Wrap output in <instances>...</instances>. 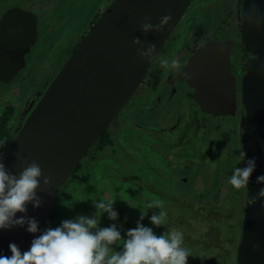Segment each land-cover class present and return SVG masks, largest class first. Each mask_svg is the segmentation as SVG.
I'll return each instance as SVG.
<instances>
[{"label": "water", "instance_id": "95a60500", "mask_svg": "<svg viewBox=\"0 0 264 264\" xmlns=\"http://www.w3.org/2000/svg\"><path fill=\"white\" fill-rule=\"evenodd\" d=\"M192 2L113 0L103 9L17 135L8 141L4 152L6 171L18 177L35 161L42 175L35 189L39 206L28 202L26 211L13 217H22L24 227L0 231V254L11 255L10 242L16 243L21 252L26 251L32 239L46 230L61 189L131 100ZM164 15L172 19L161 32L141 30L145 17L157 24ZM240 17L242 45L256 56L246 65L242 81L241 147L247 153L245 161L256 158V170L245 188L236 264H264V207L260 199L251 201L264 188V182L256 180L264 175V0H243ZM38 35V17L33 11L15 6L4 12L0 18V83L12 82L26 67V56L34 51ZM135 37L142 45H157L151 63L137 56L138 46L132 43ZM235 46L233 40L211 41L190 55L179 73L180 80L194 89L192 98L204 112L236 115V78L230 64ZM185 72L189 75H183ZM45 176L49 178L47 184ZM29 219L38 222L36 233L25 231Z\"/></svg>", "mask_w": 264, "mask_h": 264}, {"label": "rangeland", "instance_id": "374dc122", "mask_svg": "<svg viewBox=\"0 0 264 264\" xmlns=\"http://www.w3.org/2000/svg\"><path fill=\"white\" fill-rule=\"evenodd\" d=\"M41 1L42 6L30 7L26 4L27 0H0V17L9 7L17 6L33 11L39 18L38 41L32 55L28 57L29 65L15 79L21 77L18 81L21 83V90L17 96L20 101L39 93L44 83H50L62 57L71 55L76 44L77 31L89 23L98 8L106 2V0ZM242 1L194 0L168 41L173 36L180 35V30L186 28V31H181L186 35L184 40H187L191 47L200 46L214 34L218 23L227 26L228 21L234 22L233 16L227 20L226 16L231 10L238 12ZM182 23L185 26L179 28ZM147 77L148 75L130 102L119 113L117 120L108 128L113 143L103 151L97 152L96 159H88L81 173L74 177L66 189L62 188L60 196L64 194V197L57 204L59 210L57 227L65 220L74 221L79 216L89 217L88 210H90L95 214L100 225L90 231L106 228V223L111 221L118 230H121L122 238L126 235V227L122 224L120 215H123L126 222L135 228L140 216L139 206L149 199L157 200L148 192L151 182L161 188H174L178 183L176 190L178 189L179 192H183L184 187H190L191 180L195 176H197L195 189L198 190L204 188V185L206 187H212V184L223 185L224 180L228 183L232 174L230 171L234 169V162L239 157L235 151L236 141L229 133L233 125L232 120H220L203 114L185 102L179 110L177 101L173 100L167 110L169 116L167 125L174 122L178 115L182 116V123H193L194 119L197 124L199 123L197 129L189 133V141L184 140V143L175 141L177 134L171 132L163 134L143 132L136 124L150 127L152 123L149 121L157 116L156 108L144 112L138 110L142 105L156 107L153 95L148 93L151 89ZM12 86L13 84L8 85V88ZM183 177L187 178V181L184 180L186 184H180ZM126 180L137 181L142 188L129 190V187H126ZM144 182L145 184L142 185ZM230 188L229 184L222 186L219 194L221 196L230 194ZM107 198L114 199L113 208L120 213L114 221L108 218L106 212H99L95 207V202ZM202 200L196 196L193 202L199 205ZM159 201L164 211L163 207L166 203ZM160 212L159 207L149 208L147 216L140 223L152 228L154 225L149 217ZM237 238L239 241L240 235ZM116 245L122 249V242H116ZM232 258V264H236L235 252Z\"/></svg>", "mask_w": 264, "mask_h": 264}, {"label": "clouds", "instance_id": "9594fccd", "mask_svg": "<svg viewBox=\"0 0 264 264\" xmlns=\"http://www.w3.org/2000/svg\"><path fill=\"white\" fill-rule=\"evenodd\" d=\"M140 25L143 32H161L169 24L171 15H164L159 23L148 22ZM137 45L136 54L142 62L151 63L156 57L157 45L149 42L142 45L140 39L135 37L132 41ZM159 64L167 71L178 70L176 59L160 58ZM188 76V73H183ZM3 148V145H0ZM4 152L0 151V231H8L14 228L24 227V219L15 217L17 212H25V205L34 201V207L39 206L35 189L38 187V178L42 175L40 165L32 161L25 167L19 176L11 175L5 169ZM247 153L242 149L239 152V161L245 162L243 167H235L228 180L235 190L248 188L249 178L256 170V158L250 157L245 161ZM257 182H264V175L256 178ZM47 184L49 178L45 176ZM261 200L264 207V188H261L256 196L251 197L252 203ZM113 198L101 199L95 202L99 212H106L108 218L116 220L118 212L114 210ZM159 207L161 212L149 217L154 226L166 224V213L162 209L159 200L149 199L139 206L140 216L135 228L126 231V237L122 240L121 232L113 224L106 228H100L93 232L90 229L97 227V219L79 216L76 220H65L55 229H47L39 236H35L28 249L21 252L19 246L10 242L8 251L11 255L0 254V264H187L189 256L184 243L183 232L169 229L166 234L157 236L153 229L140 223L149 208ZM126 219V218H125ZM25 231L36 233L38 222L35 219L27 221ZM116 242H122L120 251H111L109 246ZM257 245H253L255 249Z\"/></svg>", "mask_w": 264, "mask_h": 264}, {"label": "flooded vegetation", "instance_id": "af4514ba", "mask_svg": "<svg viewBox=\"0 0 264 264\" xmlns=\"http://www.w3.org/2000/svg\"><path fill=\"white\" fill-rule=\"evenodd\" d=\"M112 1L113 0H106V2L102 6H100L98 8V11L92 16L89 23H86L81 28L80 31H77V33L75 35L76 36L75 37L76 38V44L74 46V49L72 50V53L79 46V44L81 43V41L83 40L84 36L89 31V29L92 27V25L100 17L103 9L105 7H107L109 5V3ZM192 3H191V5H192ZM27 6H28V4H27ZM41 6H42V4H41ZM239 6H240V9L238 12H236L237 10H235V12L233 10H231L226 16V20H227V18H231L233 16V18L235 19L234 22L232 21V23H231V21L230 22L228 21L229 25H227V26L219 25V23H218L216 29L213 32L214 34L211 35L209 38H207L200 46L194 45L193 47H191L190 44H188L187 40H184L186 35H183L181 31H186L187 30L186 28H184V30H180V35L173 36L172 39L170 41H168L170 36L172 34H174V31L177 28V27H175V29L173 30V32L169 36L168 40L166 41V43H168V42L169 43L168 44L165 43L163 48L159 51L153 65H152V68L150 69L152 71L151 75L147 77L148 82H149V86L151 89L148 91V93L150 95H153L156 107H148L146 105H142L141 107L138 108V110L140 112H144V111L149 110V109L153 110L156 108L157 116L154 117V119H152V121H149V123H152V126H150V127H147V125L143 126L140 123L136 124L137 126H139L140 130H143V132H145V133L146 132H148V133L156 132L158 134H163L164 132H171L172 134L176 133L177 136L175 138V141H179L180 143H184V140L189 141V138H188L189 133L192 130H194L195 128L197 129L198 124H199V123L197 124L196 119H194L193 123H187L186 124L185 122L182 123L183 122L182 116L178 115L174 122L167 125V121H168V117H169L167 115V110L170 107V105L172 104V101L173 100L177 101L179 110L181 109V105H183V103L185 102V103L190 104V106L195 108V110H197L198 112H202L203 114H206V115H209L212 117H216L217 119H220V120L231 119L233 125L230 128L229 133L234 137V139L236 141V148L237 149L235 151H236V154L239 155V152L242 150L241 133L243 131V128L240 126V122H241L240 117H241V114L243 112L242 92H241L242 81H243L244 75L246 74V65L248 63H250L256 57L255 54H253L249 50L248 47H244L242 45V42L240 39V31H241L240 13H241V9H242V3H240ZM9 8H11V7H9ZM25 10H29V9H25ZM235 13H236V15H235ZM181 20H180V22H181ZM183 26H185L184 23H182L179 28H183ZM224 27L226 30L224 29ZM38 29H39V18H38ZM38 34H39V31H38ZM206 34H210V33H206ZM214 40H221V41L233 40L234 42H236V46L232 49L231 54H230L231 73L236 78V87H237V111H236L235 116H215V115H212L210 113L204 112L200 108V106L196 103V101L192 98V95L194 93V89L190 85L185 83L184 81H181L179 78V73H180L181 69L183 68L184 64L186 63L187 58L190 55L197 52L198 50H200L206 44H208L209 42L214 41ZM32 53L28 54L26 56V62H27L26 66L29 65L28 57L30 55H32ZM68 57H62L60 65L56 70V74L53 76L50 83L49 82L44 83L43 87L39 89V93L33 94L32 97H30L27 100L20 101L19 98L17 97L18 92L20 93V90H21V83H18V81L20 80L21 77L17 80H15L16 79L15 78L14 80L16 82L13 80L12 82H9V83H0V93H2V95H0V118L4 112H10V114H11L10 117L8 118L9 126L11 128V133H12L9 140L12 139L14 136H16L17 133L19 132V130L22 128L27 117L33 111V109L37 106V104H38L40 98L42 97V95L44 94L45 90L51 84V82L53 81V79L55 78V76L57 75V73L59 72V70L61 69V67L63 66L64 62L66 61V59ZM234 57H236V58L234 59ZM160 58L176 59L178 61V65H179L178 70H175V71L165 70L159 64ZM237 64H238V67H237ZM149 73H150V71H149ZM157 79H158V81H157ZM156 81L158 82L157 85H156ZM11 84H13L12 88H8V85L10 86ZM135 94H136V92H135ZM126 105H125V107H126ZM131 106L135 107V105H131ZM139 111H137V112L139 113ZM162 117H163V119H162ZM195 125H197V126L195 127ZM8 141H7V144H8ZM7 144H6V148H7ZM92 148H91V150H92ZM5 151H6V149H5ZM97 152H99V151H97ZM238 159H239V157L234 162L235 167L243 166L245 164V162L238 163ZM189 164H191V163H189ZM232 171L233 170H231L230 172L232 173ZM181 180H182V182H184V184L187 183L184 181V180L187 181V178L183 177V178H181ZM230 187L232 188L231 185H230ZM240 191H242V194H244V201H245V188L240 189ZM243 212H244V210H243ZM242 218H243V215H242ZM241 222H242V220H241ZM240 235H241V233H240ZM237 245H238V243H237ZM236 249H237V246H236ZM235 253H236V250H235Z\"/></svg>", "mask_w": 264, "mask_h": 264}, {"label": "trees", "instance_id": "16d2710c", "mask_svg": "<svg viewBox=\"0 0 264 264\" xmlns=\"http://www.w3.org/2000/svg\"><path fill=\"white\" fill-rule=\"evenodd\" d=\"M41 3L43 4L41 0H27L28 6L31 7L41 6ZM151 72L152 71H150L148 76L151 75ZM157 81L156 85L158 84ZM10 115V112H4L0 118V145H3L0 151L3 152L12 134L8 122ZM112 143L113 141L110 137L109 130H106L95 143L92 150L89 151L83 161L74 170L63 188L66 189L68 184L73 181L74 177L81 173L88 159H95L97 151H103ZM196 177L197 176L191 180L190 187H184L183 192H179L178 189L176 190V186L179 185L178 183L175 184L174 188H161L157 184H153V182L149 184L148 192H150L152 196H155L157 200H162L166 203L163 208L166 213L167 222L165 225L159 227L152 226L153 232L157 235L166 234L169 229H176L183 232L184 243L182 247L186 248L189 253L187 264H232V255L236 250L238 241L237 237L241 233L244 194H242V191L235 190L232 187L230 188V194L221 196L219 194L221 187L228 186L225 180L223 181V185L215 184V186H213L211 180L212 187H206V185H204V188L200 190L195 189L197 184ZM144 184L145 183L142 185ZM180 184H184V182L181 181ZM126 187H129V190H133L136 187L142 188L140 183L134 180L132 182L126 180ZM196 196L199 197V199H203L202 203L199 205L193 202ZM63 197L64 194L60 196L59 193L55 199L46 224V230L50 228L55 229L57 227V216L59 214L57 204ZM145 197L147 198L148 196ZM88 213L90 218L97 219L93 212L88 210ZM120 218L122 224L126 227V231L133 228L126 222L123 215H120ZM111 225H113L111 221L106 223L107 227ZM97 226H100L98 222ZM119 231L121 232V230ZM125 237L126 235H123L122 240ZM109 248L113 252L121 250L116 243L110 245ZM235 261L234 258V262Z\"/></svg>", "mask_w": 264, "mask_h": 264}]
</instances>
